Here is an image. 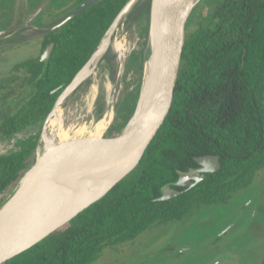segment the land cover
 <instances>
[{
	"label": "trees",
	"instance_id": "trees-1",
	"mask_svg": "<svg viewBox=\"0 0 264 264\" xmlns=\"http://www.w3.org/2000/svg\"><path fill=\"white\" fill-rule=\"evenodd\" d=\"M128 1L101 0L46 32L41 54L53 44L49 59L18 63L0 82L6 104L15 101L0 124L3 135L33 131L15 151L0 155V206L31 165L41 128L62 92L51 91L69 85ZM148 8L143 0L125 21H137ZM196 25L185 38L171 109L137 167L65 226L4 264H91L104 247L227 201L264 168V0H222L205 26ZM136 60L131 56L129 66ZM139 91L137 83L111 130L125 126ZM204 156L218 157L217 172L193 188L173 185ZM166 185L181 194L156 201Z\"/></svg>",
	"mask_w": 264,
	"mask_h": 264
},
{
	"label": "rangeland",
	"instance_id": "rangeland-1",
	"mask_svg": "<svg viewBox=\"0 0 264 264\" xmlns=\"http://www.w3.org/2000/svg\"><path fill=\"white\" fill-rule=\"evenodd\" d=\"M38 1L0 0V33L10 35L14 31L8 27V22H2L8 12L13 8H24L25 11L27 7L33 9ZM144 1L149 3L150 0ZM221 1H199L186 23L185 38L189 34V27L194 30L196 24L205 26L208 23L210 15ZM21 2L25 7L19 5ZM74 3L75 0H52V4L62 7ZM143 10L144 7L140 12ZM149 29V8L137 21L119 22L112 38L123 42L126 47L121 76L117 54L109 47L105 58L96 65L93 78L77 87L60 106L66 127L91 129L110 111L114 113L113 125L118 109L128 101V95L137 83L141 97L144 62L149 52L155 48ZM41 44L42 41L39 40L17 41L11 36L0 41V82L8 78L9 71L16 64L38 58L41 55ZM133 55L137 59L136 63L129 66ZM140 62L142 66L139 73ZM93 82L96 83L98 91L95 102L91 103L90 89ZM140 97L138 96L139 101ZM5 99L6 96L0 94V124L15 103L11 100L6 104ZM108 99L112 102L110 108ZM42 132L43 126L37 146ZM32 133L33 131H25L8 139L0 129V155L15 151L17 143ZM116 135V130H113L103 138ZM91 264H264V168L256 173L247 187L234 193L227 201L196 208L179 221L152 227L131 241L104 247L100 256Z\"/></svg>",
	"mask_w": 264,
	"mask_h": 264
},
{
	"label": "water",
	"instance_id": "water-1",
	"mask_svg": "<svg viewBox=\"0 0 264 264\" xmlns=\"http://www.w3.org/2000/svg\"><path fill=\"white\" fill-rule=\"evenodd\" d=\"M98 1L100 0H90L84 3L77 11L67 15L60 23L50 28H43L41 31L49 32L64 25L80 12L93 6ZM138 1L139 0H129L124 5L102 37L99 45L109 31H112L113 35L115 27L121 20H126L127 15ZM199 1L200 0L149 1V30L155 48L157 47L159 52V81L155 93L148 101L143 113V126L138 132L125 134L124 130L138 110L137 105L139 99L134 113L120 131L116 130L117 135L115 137L103 138L105 134H110L114 130L110 129L114 118L113 116L100 139L82 138L67 141L49 151L41 159H37L36 156L37 146L30 167L24 173L14 191L0 206V264H4L10 259L27 251L56 230L65 226L79 213L106 195L117 183L137 167L146 148L154 139L171 109L175 86L181 70L186 23ZM52 49L53 44H49L45 48L40 57L41 62H46L49 59ZM106 51L99 59L97 65ZM94 53L73 77L69 85L62 84L51 91V94H55L62 90L44 121L43 132L55 109L61 106L66 98L73 92H68V88L72 85L80 71L88 64ZM118 60L120 62L119 76H121L123 72V59ZM101 155L105 156L106 159L101 160L99 158ZM195 162L198 168L190 169L186 173H179L178 180L173 184L174 186L186 187L188 189L193 188L204 179V176L200 174L215 173L220 167L217 156L196 158ZM100 179H105V181L113 179L114 184L99 197L72 208L36 234L27 235L29 206L36 191L63 185H73L80 181L90 182ZM180 194L181 192L173 190L170 185H166L161 189V196L157 198L156 201H166Z\"/></svg>",
	"mask_w": 264,
	"mask_h": 264
},
{
	"label": "bare ground",
	"instance_id": "bare-ground-1",
	"mask_svg": "<svg viewBox=\"0 0 264 264\" xmlns=\"http://www.w3.org/2000/svg\"><path fill=\"white\" fill-rule=\"evenodd\" d=\"M141 1L143 0H139L135 5H137ZM112 37V31H109L105 35L101 44L99 45L98 49L96 50L88 64L80 71L72 85L68 88V92H74L75 89L81 86L85 81L93 78L96 65L108 47H112L114 52L117 54L118 59H123L126 53L125 44L123 42L115 41L116 39L114 40ZM144 63L145 67L143 69V78L141 80L142 89L140 101L138 104V110L126 126L124 130L125 134L136 133L140 128H142L143 113L146 109L148 101L151 99L157 88L159 81V52L157 47L154 48L152 52H149ZM90 91L91 103H94L98 91L95 82H93ZM73 92L71 94H73ZM108 103L110 108L112 106V102L109 100ZM61 109L62 108H60V106L55 109L45 127L38 145L36 155L37 159L43 158V156L46 155L49 151L67 141L82 138L100 139L106 128L110 124L114 114H112L111 111L107 112L104 116H102L103 118L98 121L97 124L91 129L86 127L73 129L71 127L65 126V117ZM69 123L67 122V124ZM99 158L101 160L106 159V157L103 155H101ZM113 184V179L109 181L100 179L90 182L80 181L79 183H75L73 185H63L36 191L29 206L27 235L30 236L36 234L41 229L49 225L52 221L65 214L72 208L78 207L81 204L87 203L95 199L96 197H99Z\"/></svg>",
	"mask_w": 264,
	"mask_h": 264
},
{
	"label": "flooded vegetation",
	"instance_id": "flooded-vegetation-1",
	"mask_svg": "<svg viewBox=\"0 0 264 264\" xmlns=\"http://www.w3.org/2000/svg\"><path fill=\"white\" fill-rule=\"evenodd\" d=\"M89 1L90 0H75V3L73 5L71 4L69 6L62 7V6H55L54 4H52V0H45V1L39 0L38 3L34 4L33 9L26 6L27 11H25L24 8L20 10L13 8L10 12L7 13L5 17H3L5 18V20L2 19V22L3 23L8 22V27L14 31L10 35H5L6 33L5 34L0 33V41H4L8 39L9 36H11V38H15L17 41H21V40L45 41V36L47 33L42 32L41 29L47 27L50 28L60 23L61 21L64 20V18L67 15L73 13L74 11H77V9L80 6H82L84 3H87ZM19 5L25 7V5L22 2ZM200 175L204 176L205 174H200Z\"/></svg>",
	"mask_w": 264,
	"mask_h": 264
}]
</instances>
